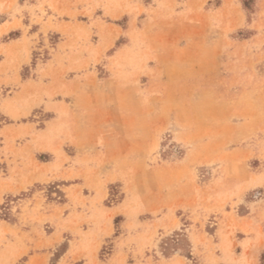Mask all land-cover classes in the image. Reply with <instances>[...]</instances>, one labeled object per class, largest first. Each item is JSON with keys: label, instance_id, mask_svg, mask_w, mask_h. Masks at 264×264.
Listing matches in <instances>:
<instances>
[{"label": "rangeland", "instance_id": "rangeland-1", "mask_svg": "<svg viewBox=\"0 0 264 264\" xmlns=\"http://www.w3.org/2000/svg\"><path fill=\"white\" fill-rule=\"evenodd\" d=\"M0 264H264V0H0Z\"/></svg>", "mask_w": 264, "mask_h": 264}]
</instances>
